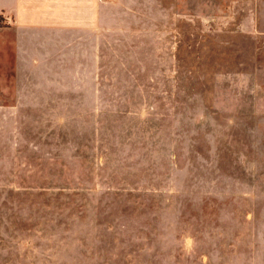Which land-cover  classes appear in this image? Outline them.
I'll list each match as a JSON object with an SVG mask.
<instances>
[{
	"label": "rangeland",
	"instance_id": "374dc122",
	"mask_svg": "<svg viewBox=\"0 0 264 264\" xmlns=\"http://www.w3.org/2000/svg\"><path fill=\"white\" fill-rule=\"evenodd\" d=\"M66 39L0 58V264H264V0H102Z\"/></svg>",
	"mask_w": 264,
	"mask_h": 264
},
{
	"label": "crops",
	"instance_id": "0c3cea01",
	"mask_svg": "<svg viewBox=\"0 0 264 264\" xmlns=\"http://www.w3.org/2000/svg\"><path fill=\"white\" fill-rule=\"evenodd\" d=\"M102 0H0V58L10 74L33 71L73 31L99 25Z\"/></svg>",
	"mask_w": 264,
	"mask_h": 264
}]
</instances>
